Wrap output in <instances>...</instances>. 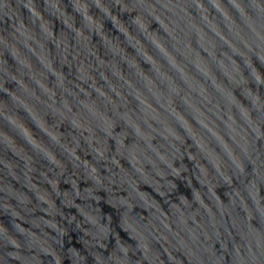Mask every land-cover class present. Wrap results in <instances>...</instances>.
<instances>
[{"label":"water","instance_id":"1","mask_svg":"<svg viewBox=\"0 0 264 264\" xmlns=\"http://www.w3.org/2000/svg\"><path fill=\"white\" fill-rule=\"evenodd\" d=\"M0 264H264V0H0Z\"/></svg>","mask_w":264,"mask_h":264}]
</instances>
